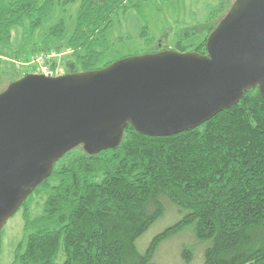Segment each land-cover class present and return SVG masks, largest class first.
I'll return each mask as SVG.
<instances>
[{
	"label": "trees",
	"instance_id": "1",
	"mask_svg": "<svg viewBox=\"0 0 264 264\" xmlns=\"http://www.w3.org/2000/svg\"><path fill=\"white\" fill-rule=\"evenodd\" d=\"M226 1L220 0L203 24L178 31L172 50L206 55L209 35L233 5L224 9ZM77 3L66 44L60 43L63 15L37 36L57 9L66 15ZM129 9L127 0H0V45H9L19 29L13 60L70 50L62 60L66 74L103 69L116 62L102 63L111 51L107 32L114 17ZM195 35L202 41L186 45ZM142 37L144 54L170 49L149 37L147 27ZM23 76L7 74L9 84L3 81L0 93ZM168 201L180 219L141 253L138 240L165 215ZM20 210L24 236L13 264H156L159 246L186 229L208 244L202 264H264V98L251 89L235 106L174 136L149 137L128 126L115 149L90 153L75 147ZM2 236L3 231L0 256Z\"/></svg>",
	"mask_w": 264,
	"mask_h": 264
},
{
	"label": "water",
	"instance_id": "2",
	"mask_svg": "<svg viewBox=\"0 0 264 264\" xmlns=\"http://www.w3.org/2000/svg\"><path fill=\"white\" fill-rule=\"evenodd\" d=\"M206 55L172 49L60 77L28 74L0 93V233L55 163L78 146L117 148L194 130L258 88L264 98V0H235Z\"/></svg>",
	"mask_w": 264,
	"mask_h": 264
},
{
	"label": "rangeland",
	"instance_id": "3",
	"mask_svg": "<svg viewBox=\"0 0 264 264\" xmlns=\"http://www.w3.org/2000/svg\"><path fill=\"white\" fill-rule=\"evenodd\" d=\"M233 1H226L223 8L229 7ZM127 3L130 9L126 13L115 16L114 26L107 32L111 51L103 59L102 63L104 64L111 60L118 61L131 56L143 55L148 49L146 41L142 37L146 27L149 37L154 38L156 43L162 41L169 44L170 49H174L177 41L175 34L184 28H195L206 22L213 16L212 8L219 5L220 0H127ZM79 7V3L69 6L66 8V15L62 14L64 13L63 9H57L54 17L42 26L37 36L40 38L63 15L66 21V31L60 43L66 44L74 32ZM221 16L212 22L217 21ZM201 36L195 35L185 44H199L202 41ZM122 37V42L118 43V39ZM20 44L21 31L15 29L11 43L0 45V86L3 81L6 82V86L9 84V80L6 78L7 74L15 71L22 73V70L17 69L12 63ZM152 47L153 45L150 46L151 49ZM53 54L59 55L58 59L62 65L63 58L70 55L71 52L70 50L54 51ZM4 88H1L0 91ZM180 217L178 209L169 201L166 202L165 215L138 240L139 251L144 253L152 240L165 229L174 225ZM23 236L24 220L23 212L20 210L3 229L0 264H13L16 261L17 248L23 240ZM207 246V243L197 240L192 229H186L159 246L154 262L156 264H202Z\"/></svg>",
	"mask_w": 264,
	"mask_h": 264
},
{
	"label": "built area",
	"instance_id": "4",
	"mask_svg": "<svg viewBox=\"0 0 264 264\" xmlns=\"http://www.w3.org/2000/svg\"><path fill=\"white\" fill-rule=\"evenodd\" d=\"M46 52L38 54L29 61L13 60L14 66L26 74H42L47 77H60L66 74L65 68L60 64L58 54Z\"/></svg>",
	"mask_w": 264,
	"mask_h": 264
}]
</instances>
